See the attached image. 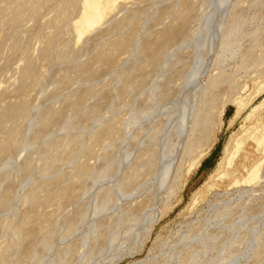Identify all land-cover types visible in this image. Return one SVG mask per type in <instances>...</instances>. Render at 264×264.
<instances>
[{
	"label": "rangeland",
	"instance_id": "374dc122",
	"mask_svg": "<svg viewBox=\"0 0 264 264\" xmlns=\"http://www.w3.org/2000/svg\"><path fill=\"white\" fill-rule=\"evenodd\" d=\"M90 1L0 0V264H264V0Z\"/></svg>",
	"mask_w": 264,
	"mask_h": 264
},
{
	"label": "bare ground",
	"instance_id": "6f19581e",
	"mask_svg": "<svg viewBox=\"0 0 264 264\" xmlns=\"http://www.w3.org/2000/svg\"><path fill=\"white\" fill-rule=\"evenodd\" d=\"M89 7H90V11H89V13L85 16V25H86V27H89V26H92L94 23H96L97 21H98V19H100V17H101V15H102V9H101V7H100V5H99V2L97 1V0H92V1H90L89 2ZM261 140H262V138H261ZM260 140V141H261ZM259 141V140H258ZM257 141V142H258ZM238 143V142H237ZM239 144V143H238ZM238 144H236L235 143V147H236V153H235V156H237L238 155V152H240L239 151V148L237 147V145ZM239 146V145H238ZM240 146H241V144H240ZM239 146V147H240ZM234 147V146H233ZM230 150V149H229ZM224 153H226V150H225V152ZM228 153V152H227ZM228 155H230V153L228 154ZM225 156V155H224ZM223 156V157H224ZM235 156L233 157V159H235ZM229 158V156L228 157H226V163H227V159ZM232 158V157H231ZM230 158V159H231ZM230 161V160H229ZM230 163L232 164V161H230ZM257 163V162H256ZM223 163H222V160H221V165H222ZM253 164H255V163H253ZM253 167L250 169V171H249V173H248V176H246V177H248L249 179H255L256 177L254 176V175H256L255 173H257V164H255V165H252ZM218 167H220V166H218ZM252 177H254V178H252ZM248 178H245V181L246 182H249L248 181ZM244 180V179H243ZM242 180V181H243ZM244 181V182H245Z\"/></svg>",
	"mask_w": 264,
	"mask_h": 264
},
{
	"label": "trees",
	"instance_id": "16d2710c",
	"mask_svg": "<svg viewBox=\"0 0 264 264\" xmlns=\"http://www.w3.org/2000/svg\"><path fill=\"white\" fill-rule=\"evenodd\" d=\"M204 166V165H203Z\"/></svg>",
	"mask_w": 264,
	"mask_h": 264
}]
</instances>
